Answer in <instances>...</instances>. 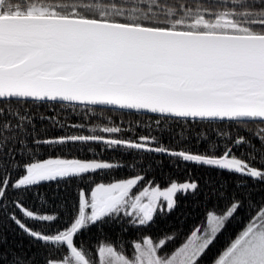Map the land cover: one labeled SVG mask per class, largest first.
I'll use <instances>...</instances> for the list:
<instances>
[{
  "label": "snow or ice",
  "instance_id": "obj_1",
  "mask_svg": "<svg viewBox=\"0 0 264 264\" xmlns=\"http://www.w3.org/2000/svg\"><path fill=\"white\" fill-rule=\"evenodd\" d=\"M0 264H264V0H0Z\"/></svg>",
  "mask_w": 264,
  "mask_h": 264
},
{
  "label": "trees",
  "instance_id": "obj_2",
  "mask_svg": "<svg viewBox=\"0 0 264 264\" xmlns=\"http://www.w3.org/2000/svg\"><path fill=\"white\" fill-rule=\"evenodd\" d=\"M152 115L153 114H147V115L137 114V116L139 117V120H145V121H149V122H150V118ZM112 118L113 119L117 118V114L115 112L112 114ZM119 119L124 120V123L127 124L129 122V120L136 119V117H132V116H129L127 118L119 117ZM139 120H137V122H139ZM237 155H239V153H237ZM165 171L170 173L172 179H174V180L181 181L184 178L180 172L175 171L173 169L168 168ZM195 174L197 176L206 175V173H203L199 170H197V172ZM120 175L127 176V175H129V173H127V172L118 173V176H120ZM213 178L214 179H221V178L216 177L215 175L213 176ZM166 179H167V177H165L162 173H156L155 174V181L157 183H159L160 186H165ZM222 179L224 181L231 183V181L233 179H235V177L225 175L224 177H222ZM204 211H205V208L203 206H201V207L195 206V204L191 198L182 199V200H180L179 207L176 209V211L171 216H169L167 218V221L160 220L159 218H157L158 227L160 229L170 230L169 226H171V227L178 226L181 218L184 215L190 214L189 219L185 222V230H187V227L189 225L195 223L196 221H198L203 216ZM93 232H94V230H93ZM130 235H133V234L130 233ZM10 239H15L17 242H22L24 245H27L29 243V241L22 236L10 237Z\"/></svg>",
  "mask_w": 264,
  "mask_h": 264
},
{
  "label": "rangeland",
  "instance_id": "obj_3",
  "mask_svg": "<svg viewBox=\"0 0 264 264\" xmlns=\"http://www.w3.org/2000/svg\"><path fill=\"white\" fill-rule=\"evenodd\" d=\"M162 188L164 187V186H161Z\"/></svg>",
  "mask_w": 264,
  "mask_h": 264
}]
</instances>
